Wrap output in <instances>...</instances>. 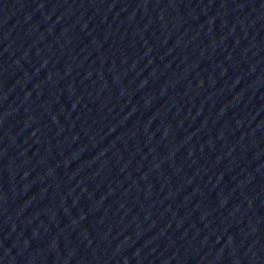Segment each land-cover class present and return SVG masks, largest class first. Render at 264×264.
<instances>
[{
	"label": "water",
	"instance_id": "water-1",
	"mask_svg": "<svg viewBox=\"0 0 264 264\" xmlns=\"http://www.w3.org/2000/svg\"><path fill=\"white\" fill-rule=\"evenodd\" d=\"M0 264H264V0H0Z\"/></svg>",
	"mask_w": 264,
	"mask_h": 264
}]
</instances>
